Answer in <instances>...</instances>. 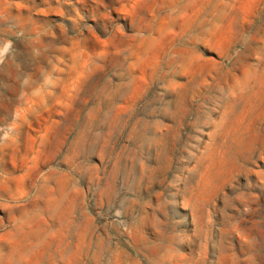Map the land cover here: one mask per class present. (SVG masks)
I'll use <instances>...</instances> for the list:
<instances>
[{"label": "rangeland", "instance_id": "obj_1", "mask_svg": "<svg viewBox=\"0 0 264 264\" xmlns=\"http://www.w3.org/2000/svg\"><path fill=\"white\" fill-rule=\"evenodd\" d=\"M0 264H264V0H0Z\"/></svg>", "mask_w": 264, "mask_h": 264}]
</instances>
